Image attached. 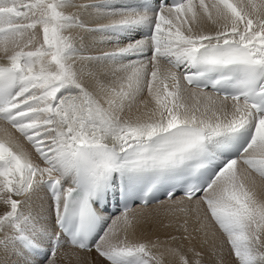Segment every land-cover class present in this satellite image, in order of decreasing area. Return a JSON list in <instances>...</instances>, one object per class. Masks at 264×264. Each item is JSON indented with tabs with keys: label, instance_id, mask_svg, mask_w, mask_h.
Here are the masks:
<instances>
[{
	"label": "snow or ice",
	"instance_id": "snow-or-ice-1",
	"mask_svg": "<svg viewBox=\"0 0 264 264\" xmlns=\"http://www.w3.org/2000/svg\"><path fill=\"white\" fill-rule=\"evenodd\" d=\"M69 8L105 22L88 27ZM73 29L116 47L79 55ZM0 54V121L30 146L0 125V248L37 253L46 238L45 264L65 246L104 264H164L157 245L129 238L127 203L164 189L170 212L203 210L235 264H264L252 177L264 180V0H0ZM42 189L52 223L30 206ZM117 192L112 219L102 210Z\"/></svg>",
	"mask_w": 264,
	"mask_h": 264
},
{
	"label": "bare ground",
	"instance_id": "bare-ground-1",
	"mask_svg": "<svg viewBox=\"0 0 264 264\" xmlns=\"http://www.w3.org/2000/svg\"><path fill=\"white\" fill-rule=\"evenodd\" d=\"M92 2H93V0H73V3L76 5L90 4ZM121 2L125 3L126 1L121 0ZM67 11L78 12L80 19L88 27L94 26L95 23L105 22L102 20H97L94 17V15H93V13L95 11L94 9L69 8V9H67ZM205 29L206 30H215V26H213L211 24H206ZM73 34L74 35L78 34V36L83 37L82 41L80 39H77V45L79 47H81V49H82V51L79 53V55H83V56L98 55L101 51L111 50V49L116 47V45L114 43L100 41L99 34L88 33V32H85L81 29H73ZM124 43H126V41H124ZM0 56H2V54H0ZM164 67H166V64L164 62H162V68H164ZM207 91H209V90L207 89ZM146 98H148V96H147V91L145 90V93L141 97L138 98L137 103H139V100L146 99ZM140 107L143 109L142 105ZM149 107H151V105H149ZM135 114H136V106L133 107L131 113H126V115H135ZM0 125H4V122L0 121ZM4 126L7 127L9 133H11L13 135V137H15L19 140V142L21 143V145L25 149H28L30 147L23 140V138L20 137L19 133H17L14 129H11L10 126H7V125H4ZM0 135H2V133H0ZM239 167L241 169V172L244 173V169L247 166L240 165ZM249 171H251V170H249ZM244 174L246 175V173H244ZM252 177L255 178V185L253 187H254L255 193L257 195V198L264 200V180H262L255 173H252ZM42 190L40 192H38L33 197L32 201L30 202V206H31V209L34 211V213H40L43 216L44 220H46L48 223H52L54 218L50 215V209H49L50 199L47 195V192L45 190H43L45 193H42ZM40 195H42V197H40ZM180 197L181 196L179 194H176L174 199L179 200ZM161 202H164V203H161ZM168 204H171V202L168 201L167 199L161 198L158 202L153 203V204H148L146 207L143 205H132L129 209H130V214H132V213L149 211V210H152L156 207H160V206H164V205H168ZM121 213L122 212L118 211L112 215H109L108 217L115 219L117 216H120ZM108 222L111 223V219ZM160 233L161 234H167V231L163 230ZM218 234L221 235L220 233H218ZM211 235H212V232H210L208 229H204L201 226L198 229V227L196 225H193L192 227H190L189 231L186 233V235L183 238H179L177 236H172V237H175V239H172V237H171L170 243L167 242V240L164 237L159 235V238H158L156 245H157V249H158L159 253H164L163 258L165 260H168L170 263H173V264H175L176 262L179 264L178 257H174V256L170 255L168 252V249H179L183 253L186 250H188V252L191 250L196 251L199 247L206 248L207 243L212 238ZM221 236L223 238V235H221ZM41 243H42V248H43L44 252L46 253L45 255H48L49 254V252H48L49 244L47 242V239L46 238L43 239L41 241ZM190 245L192 246V248L189 250ZM7 250L11 251V256L14 257L12 259V261H14L15 264H22V262H24L25 260H29L31 262L33 261V264L34 263L37 264V263L41 262V260L44 259V258L36 257L34 254L22 253L19 251V249L13 248L11 245H9L5 249V251H7ZM58 250H63L64 254L65 253L69 254L71 252H74L77 256H84V255H87L86 253H88V251H78V250L68 248L66 246L61 247ZM206 252H208V249H206ZM233 259L235 260L234 257H233ZM219 264H233V263L219 262Z\"/></svg>",
	"mask_w": 264,
	"mask_h": 264
},
{
	"label": "rangeland",
	"instance_id": "rangeland-1",
	"mask_svg": "<svg viewBox=\"0 0 264 264\" xmlns=\"http://www.w3.org/2000/svg\"><path fill=\"white\" fill-rule=\"evenodd\" d=\"M42 193L45 192L42 190ZM40 197H42V195H40ZM170 206L171 204H168L149 211L130 214L137 217V222L134 229L130 231L129 238L141 242L147 241L150 245H156L159 235H161L170 243L172 236L183 238L193 225H196L198 229L200 226L202 227L203 210L200 211L199 218H197V212L191 210L193 207L191 205L187 213L178 210L170 212ZM181 207H185V205H176L177 209ZM185 221H187V223H185ZM207 229L212 232V238L207 243L206 248L199 247L196 251L191 250L188 252V250H186L183 252L188 256L190 264L194 260H199L200 264H219V262L235 264V260L233 259L234 255L230 251V245L227 244L224 234L212 225H209ZM163 230H166L167 234H161L160 232ZM218 233L223 235V238ZM191 248L192 246L190 245L189 250ZM206 249H208V252H206ZM152 250L154 253L159 254L157 247ZM62 251L63 250L57 251L55 264H104L94 249L88 251V253H86L87 255L84 256H77L74 252L65 255L64 251ZM196 253H200V255H196ZM45 256L44 259L37 264H45ZM13 258L10 250L5 251V248H0V264H15V262L12 261ZM163 261L164 264H173L164 258ZM22 264H33V261L25 260Z\"/></svg>",
	"mask_w": 264,
	"mask_h": 264
}]
</instances>
